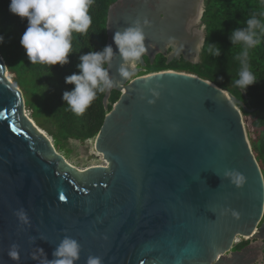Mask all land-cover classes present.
I'll list each match as a JSON object with an SVG mask.
<instances>
[{
  "label": "water",
  "instance_id": "water-1",
  "mask_svg": "<svg viewBox=\"0 0 264 264\" xmlns=\"http://www.w3.org/2000/svg\"><path fill=\"white\" fill-rule=\"evenodd\" d=\"M204 1L110 5L106 45L117 54L105 107L113 90L120 96L94 139L96 162L83 168L27 116L0 55V264H49L64 236L81 245L75 264L90 256L102 264H264V176L235 97L186 72L137 76L145 56L151 63L157 54L167 63L200 62ZM144 18L147 51L135 78H122L113 35ZM226 170L242 174L244 183L236 186ZM249 239L261 243L234 250Z\"/></svg>",
  "mask_w": 264,
  "mask_h": 264
},
{
  "label": "trees",
  "instance_id": "trees-1",
  "mask_svg": "<svg viewBox=\"0 0 264 264\" xmlns=\"http://www.w3.org/2000/svg\"><path fill=\"white\" fill-rule=\"evenodd\" d=\"M115 1L94 0L89 9L92 24L87 33L73 32L70 63L61 67L58 64H31L20 44L27 20L9 11L10 0H0V36L4 37L3 44H0V55L8 72L16 76L14 82L21 87L30 117L47 129L58 151L65 149L68 141L82 146L87 140L96 137L106 114L120 96L119 92L113 90L105 107L103 99L106 92L97 93L96 99L83 114H76L62 100L63 92L74 87L65 84V77L79 72L77 65L80 63V55L91 50L100 51L106 45L107 13ZM204 4L201 21L205 26V37L200 62L191 63L180 58L167 63V58L158 54L152 63L146 60L143 71L137 76L174 70L197 75L222 90H228L239 103L236 105L243 113L249 141L264 176V0H205ZM253 16L261 21L262 27L257 29L260 43L248 50V63L258 82L242 93L234 81L239 78L241 64L237 57L244 46H233L229 36L233 29L246 27L247 19ZM209 43L220 46L219 57L209 52ZM46 122L50 125L46 126ZM243 244L239 243L236 249H241Z\"/></svg>",
  "mask_w": 264,
  "mask_h": 264
},
{
  "label": "clouds",
  "instance_id": "clouds-1",
  "mask_svg": "<svg viewBox=\"0 0 264 264\" xmlns=\"http://www.w3.org/2000/svg\"><path fill=\"white\" fill-rule=\"evenodd\" d=\"M93 3L94 0H10L9 11L22 20H27V28L20 39V44L25 49L31 64L42 63L49 66L58 64L63 67L70 63L69 56L73 53L72 34L88 32L92 24L89 9ZM149 24L147 18L142 21L137 19L123 31L114 33L113 42L122 58L118 69L120 77L135 78L138 62L147 51L144 30ZM261 27V21L253 16L247 19L246 27L233 29L229 36L233 46L237 44L244 46L237 57L241 64L239 78L234 81L235 86L242 89V93L258 82L255 74L250 70L248 50L260 43L257 29ZM3 42L4 37L0 36V44ZM208 50L215 57L221 55V48L217 44L209 43ZM116 54L112 45H105L100 51L91 50L80 55V63L77 65L79 72L65 77V84L74 87L63 92L62 100L76 114H83L96 99L97 93H104L113 87L114 80L110 76L109 69ZM27 116L30 117L28 114ZM229 177L236 186L244 183L243 175L236 170H226L225 178ZM17 215L20 220L27 223V215L23 209L19 210ZM16 247V245L12 246L13 249ZM39 250L44 252L41 248ZM80 252L79 242L70 236H64L53 251L54 259L49 261V264H75ZM9 257L18 259V252L10 250ZM87 264H102V261L100 257L90 256Z\"/></svg>",
  "mask_w": 264,
  "mask_h": 264
},
{
  "label": "rangeland",
  "instance_id": "rangeland-1",
  "mask_svg": "<svg viewBox=\"0 0 264 264\" xmlns=\"http://www.w3.org/2000/svg\"><path fill=\"white\" fill-rule=\"evenodd\" d=\"M198 17L199 16H197V19L196 20H198ZM197 30H199L201 32V29L200 28H197ZM9 75L11 77V80L14 82L16 76L14 74H9ZM16 85L21 89V87L18 84H16ZM26 113L28 115H30V111L29 110H26ZM35 123L39 127H41V125H40V123L38 121H35ZM45 125L46 126H49L50 124H49V122H46ZM41 128L44 131H46L47 134H49L48 131H47V129H44L43 127H41ZM49 138H51V140H52V137L51 136ZM94 139H95V137L94 138H91V139H89V140L86 141L87 144H88V146H89L87 148V150H86L85 147H83V145L82 146H78V144H75L72 141H68L67 144H66V148L59 150V153L63 154L67 158V160L69 162L73 163L78 168H83V167L89 166L91 164V162H96L95 158H93L90 155V153H95L94 150H92L93 149ZM66 152H68V154ZM99 161H101V159H99ZM256 244H259V242L256 241L255 244L252 245V247L257 246ZM258 256H260V255H258Z\"/></svg>",
  "mask_w": 264,
  "mask_h": 264
},
{
  "label": "flooded vegetation",
  "instance_id": "flooded-vegetation-1",
  "mask_svg": "<svg viewBox=\"0 0 264 264\" xmlns=\"http://www.w3.org/2000/svg\"><path fill=\"white\" fill-rule=\"evenodd\" d=\"M171 50H174V48L170 45V46L167 47V51L170 52ZM157 56H158V54L155 56V58H156ZM155 58H154V59H155ZM144 60H145V63H146V60H147V57H146V56L144 57ZM93 158H94V157H93ZM256 241H258V240L255 239V240H252V241H251V240H247L246 242L243 241L242 243H244V244H243V246L241 247V249H242L243 247L247 246V245H250V246L252 247V245H254ZM258 242L261 243V241H258ZM256 245L258 246L259 244H256ZM234 250H237L236 247L234 248ZM239 250H240V249H239Z\"/></svg>",
  "mask_w": 264,
  "mask_h": 264
},
{
  "label": "bare ground",
  "instance_id": "bare-ground-1",
  "mask_svg": "<svg viewBox=\"0 0 264 264\" xmlns=\"http://www.w3.org/2000/svg\"><path fill=\"white\" fill-rule=\"evenodd\" d=\"M197 19V16L196 17H193L192 19H191V25H197L198 23H199V21L198 20H196ZM195 31V33L196 34H200L201 32L199 31V30H197V28H195L194 29ZM6 75L9 77V79H11V77H10V75H9V73H6ZM27 114V113H26ZM84 149V148H83Z\"/></svg>",
  "mask_w": 264,
  "mask_h": 264
},
{
  "label": "snow or ice",
  "instance_id": "snow-or-ice-1",
  "mask_svg": "<svg viewBox=\"0 0 264 264\" xmlns=\"http://www.w3.org/2000/svg\"><path fill=\"white\" fill-rule=\"evenodd\" d=\"M59 199H60V200H64V199H65V196H64V195H61V196L59 197Z\"/></svg>",
  "mask_w": 264,
  "mask_h": 264
}]
</instances>
